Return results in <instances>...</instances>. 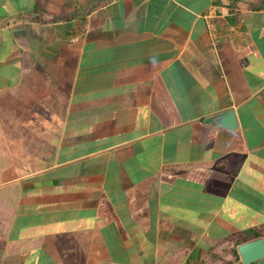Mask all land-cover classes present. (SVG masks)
I'll return each instance as SVG.
<instances>
[{
	"label": "crops",
	"instance_id": "0c3cea01",
	"mask_svg": "<svg viewBox=\"0 0 264 264\" xmlns=\"http://www.w3.org/2000/svg\"><path fill=\"white\" fill-rule=\"evenodd\" d=\"M262 1L0 0V264L264 237Z\"/></svg>",
	"mask_w": 264,
	"mask_h": 264
},
{
	"label": "water",
	"instance_id": "95a60500",
	"mask_svg": "<svg viewBox=\"0 0 264 264\" xmlns=\"http://www.w3.org/2000/svg\"><path fill=\"white\" fill-rule=\"evenodd\" d=\"M232 111L226 115H233ZM239 252L245 264H251L264 258V237L245 242L239 246Z\"/></svg>",
	"mask_w": 264,
	"mask_h": 264
},
{
	"label": "rangeland",
	"instance_id": "374dc122",
	"mask_svg": "<svg viewBox=\"0 0 264 264\" xmlns=\"http://www.w3.org/2000/svg\"><path fill=\"white\" fill-rule=\"evenodd\" d=\"M231 251V248L220 250L218 252L219 257H213L210 264H243L237 259L236 255H232V253H230Z\"/></svg>",
	"mask_w": 264,
	"mask_h": 264
},
{
	"label": "trees",
	"instance_id": "16d2710c",
	"mask_svg": "<svg viewBox=\"0 0 264 264\" xmlns=\"http://www.w3.org/2000/svg\"><path fill=\"white\" fill-rule=\"evenodd\" d=\"M262 6L264 7V0L262 1ZM256 236H259V235H256ZM234 252H235L234 254L236 255L237 259L240 260L241 263L245 264V263L243 262V260H242V256H241V254H240V252H239V248H236ZM251 264H256V262L251 263Z\"/></svg>",
	"mask_w": 264,
	"mask_h": 264
}]
</instances>
